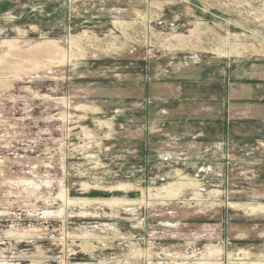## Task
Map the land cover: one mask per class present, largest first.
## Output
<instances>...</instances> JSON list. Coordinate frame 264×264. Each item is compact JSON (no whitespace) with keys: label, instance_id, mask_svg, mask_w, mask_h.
Segmentation results:
<instances>
[{"label":"rangeland","instance_id":"rangeland-1","mask_svg":"<svg viewBox=\"0 0 264 264\" xmlns=\"http://www.w3.org/2000/svg\"><path fill=\"white\" fill-rule=\"evenodd\" d=\"M259 210L264 0H0V264H264Z\"/></svg>","mask_w":264,"mask_h":264},{"label":"bare ground","instance_id":"bare-ground-1","mask_svg":"<svg viewBox=\"0 0 264 264\" xmlns=\"http://www.w3.org/2000/svg\"><path fill=\"white\" fill-rule=\"evenodd\" d=\"M259 211H260V213H264V212H263L264 210H259Z\"/></svg>","mask_w":264,"mask_h":264}]
</instances>
